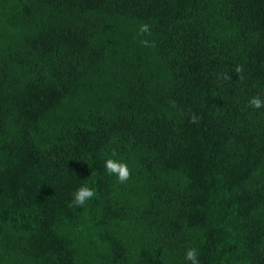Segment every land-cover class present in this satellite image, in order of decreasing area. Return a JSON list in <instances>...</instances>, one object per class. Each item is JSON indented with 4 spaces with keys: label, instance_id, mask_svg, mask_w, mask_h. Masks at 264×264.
I'll return each mask as SVG.
<instances>
[{
    "label": "trees",
    "instance_id": "1",
    "mask_svg": "<svg viewBox=\"0 0 264 264\" xmlns=\"http://www.w3.org/2000/svg\"><path fill=\"white\" fill-rule=\"evenodd\" d=\"M253 96L264 0H0V264H264Z\"/></svg>",
    "mask_w": 264,
    "mask_h": 264
},
{
    "label": "clouds",
    "instance_id": "2",
    "mask_svg": "<svg viewBox=\"0 0 264 264\" xmlns=\"http://www.w3.org/2000/svg\"><path fill=\"white\" fill-rule=\"evenodd\" d=\"M151 26L148 23H143L139 26L138 36H151ZM141 45L144 47H155V42L148 39H142L140 41ZM235 73L238 74L240 80H243L244 77L243 67L237 66L234 69ZM224 79H231L230 76L225 75ZM249 106L251 108L260 109L264 107V100L259 96H253L249 101ZM173 107H175V102H173ZM190 123H198L199 118L193 114L190 118ZM115 155V152L113 153ZM105 171L110 176H115L117 182L120 184L126 183L131 178V170L129 169L127 163L109 158L105 161L104 164ZM96 195V192L93 188L84 185L79 187L73 194V199L71 200L70 207H83L88 201L93 199ZM185 260L190 262V264H199L198 252L195 248H191L186 252Z\"/></svg>",
    "mask_w": 264,
    "mask_h": 264
}]
</instances>
